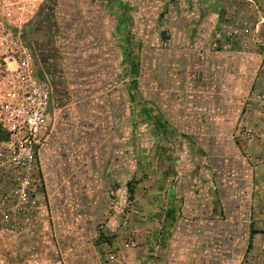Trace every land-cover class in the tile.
I'll return each instance as SVG.
<instances>
[{"label":"crops","instance_id":"obj_1","mask_svg":"<svg viewBox=\"0 0 264 264\" xmlns=\"http://www.w3.org/2000/svg\"><path fill=\"white\" fill-rule=\"evenodd\" d=\"M36 4L24 29L52 85L38 160L60 262L98 264L105 222L117 250L137 242L130 264H240L261 231L264 141L238 129L264 59L218 37L227 0ZM111 186L132 200L123 224L106 220Z\"/></svg>","mask_w":264,"mask_h":264},{"label":"built area","instance_id":"obj_2","mask_svg":"<svg viewBox=\"0 0 264 264\" xmlns=\"http://www.w3.org/2000/svg\"><path fill=\"white\" fill-rule=\"evenodd\" d=\"M37 1L17 0L0 13V129L4 135L0 138V231L16 234L32 233L35 219L47 211L38 156L57 121L51 109L52 85L38 73L37 58L24 30ZM254 5L259 8L255 22L243 18L235 23L221 22L217 34L237 42L242 51L253 48L263 60L264 0ZM256 97L264 106V93ZM238 134L252 140L264 138V130L247 125H242ZM116 197L117 192L108 188L109 217L111 209H117ZM258 198L252 209H257L264 225V193ZM261 229L264 233V226ZM136 246L133 238L120 250L107 244L102 248L100 264H130L127 251ZM260 257L264 264V244ZM241 264H254V260L249 262L248 256Z\"/></svg>","mask_w":264,"mask_h":264},{"label":"rangeland","instance_id":"obj_3","mask_svg":"<svg viewBox=\"0 0 264 264\" xmlns=\"http://www.w3.org/2000/svg\"><path fill=\"white\" fill-rule=\"evenodd\" d=\"M17 0H0V13L1 11H7V7L9 4L16 2ZM254 2H247L244 0H227L228 4L226 8L218 7L217 19L218 25L221 22H231L235 23L239 19H246L250 23L255 22L256 17L258 15L259 8H256L254 4H258L261 0H253ZM251 3L252 5L250 6ZM239 13V17L238 14ZM226 17V18H225ZM226 39V38H225ZM230 43L232 41H229ZM247 50H253V48L249 47ZM258 77L260 78L257 81L256 88L251 89L248 98H247V110L248 113L252 112V114H248V119L243 118L246 122H243V125L259 127L264 130V106L260 104L259 99L256 97L257 94L264 93V66L261 68ZM257 112V115H256ZM264 141V138L261 139ZM261 158L257 156L258 162H261ZM263 161V160H262ZM114 192H117L116 200L117 209H111V217L108 216L109 209V201L107 199L108 208L106 214V220L108 219H117V222H121L122 224L126 222V216L132 206V200L124 198L120 196L118 188L114 186L110 187ZM262 193V192H261ZM258 193V196L261 195ZM263 194V193H262ZM256 197V202L260 198ZM262 199V198H261ZM263 200V199H262ZM254 201V202H255ZM44 202L47 204V200ZM47 208V205H46ZM257 209H253L251 212L253 214V219L251 221L254 228L257 229V226L263 228V224L260 223V219L258 218L259 212ZM45 220L46 224L42 220ZM35 227L33 228L32 233H10L6 231H0V264H62L60 262L59 254L57 253L56 241L54 234L51 229V225L48 224V214L45 216V213L41 214V217L35 219L33 222ZM105 222L102 223V227H98L95 233V243L97 245L96 249V258L98 264H100V255L102 254V248L104 245L109 246H117V242L115 237H111L108 234V230L104 228ZM258 232V233H257ZM257 235L254 237V244L251 245L250 250L246 251L244 257L241 259L240 264L242 262H246L249 256V262L254 260V264H263V259L260 257L261 246L264 244V233L258 231ZM114 235V233L112 234ZM118 234H115V236ZM105 237V239H104ZM117 243V244H116Z\"/></svg>","mask_w":264,"mask_h":264},{"label":"trees","instance_id":"obj_4","mask_svg":"<svg viewBox=\"0 0 264 264\" xmlns=\"http://www.w3.org/2000/svg\"><path fill=\"white\" fill-rule=\"evenodd\" d=\"M3 137H4V135H3V133H2V131L0 129V138H3Z\"/></svg>","mask_w":264,"mask_h":264},{"label":"flooded vegetation","instance_id":"obj_5","mask_svg":"<svg viewBox=\"0 0 264 264\" xmlns=\"http://www.w3.org/2000/svg\"><path fill=\"white\" fill-rule=\"evenodd\" d=\"M24 30H25V29H24ZM29 41H30V43H31L32 47L34 48L32 41H31L30 39H29Z\"/></svg>","mask_w":264,"mask_h":264}]
</instances>
